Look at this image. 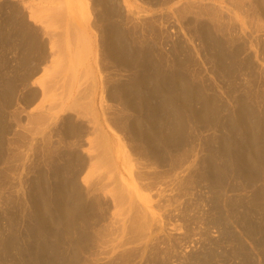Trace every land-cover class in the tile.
<instances>
[{
	"label": "bare ground",
	"instance_id": "obj_1",
	"mask_svg": "<svg viewBox=\"0 0 264 264\" xmlns=\"http://www.w3.org/2000/svg\"><path fill=\"white\" fill-rule=\"evenodd\" d=\"M116 1L118 2V0H93V4L95 6L100 7L99 8L100 10L99 12H97V14L92 12L95 14V15L92 14L95 16L94 17L95 23L92 26H94V28H99V30L102 31V35L100 34L101 38L99 40L101 41L104 47L103 50L106 53L104 55H106V57L110 60L108 61V64H110V62L112 63L113 68H114L113 70L116 69V70H119L118 72L129 73L128 77L130 78L124 79L118 73H113L110 78L104 79L103 77V82L98 81L95 76L96 74L94 75V69H95L96 62L94 63L92 59L94 57L93 54H95V52L92 46L93 44L90 42V40H88V36L91 35V31H90L91 29L89 26V20H90L89 18L91 14H90V9L88 7V4H90V1L88 3V0H21V2L18 0V3H21L20 7L21 6L23 7L24 11L22 12L27 13V14L21 13L23 14V16L21 15L20 18L18 16V12L20 10L18 9L19 4L17 2H14V0H10L11 4L8 2L9 5H11V12L7 16L6 23L8 27H11L9 28V31L12 28L13 30L15 29L16 31V32L14 31L15 33L13 34L10 31L9 33L10 36H8V38L11 37L12 35L14 36V34L19 37L18 41H20V38H21L22 45H24V50H23L24 53L20 59L19 67L16 68L17 70L19 68V71H22L23 73H20L19 75L15 74L16 75L15 77H12L10 80L3 83V85L5 84V86L0 92L2 93L0 94V164L3 160L5 153H7L8 149L10 148V145H8V142H7L8 140H6L7 134L8 133L9 135L12 134V129L14 126L15 128L16 127L20 128V126L22 125V122L26 121V123H24L25 127L22 126L23 128H21L22 130H25L26 128L27 130L25 131H28V129L29 130L31 129V131L29 132L31 133V136H30L31 140L28 145L26 156L28 157V153L32 151H36V152L40 151L39 153L40 155L42 154V159L45 158L44 159L45 164L48 167H50L51 172L54 173V176H52L51 173H50L51 174L50 176L56 177V179L49 178L46 175L48 171L45 172L44 170L39 169L40 171L38 172L37 180L35 181L33 185V191L31 192L33 194L30 197L33 200L32 205L34 209V212L32 213L35 216V219L37 221V222L35 221L37 224L36 228L33 227L36 229L34 230L37 234L32 235L33 237H31V239L33 238L32 240H34V238L36 239L39 238V241H37L35 244L30 243L28 248L26 247L24 248L30 251V254L28 255H30V261L32 262V264H60L59 263L60 261H61V264H80L81 257L85 258L86 255H88L89 258L87 256L86 257L89 259V261L90 259H92L91 262L96 263V264H99L100 261H103L104 260L103 257L105 255H107V257H104L106 258V261L104 262V264H113L114 261L119 263L120 259H122L121 258L122 255L120 256L119 260L117 259L118 261L115 260V258H109L110 252H108V249L112 248L116 253H118L119 250H122V248H120L119 250L117 249L118 247H121L122 245L125 244L121 242L123 236H125L124 238L126 239V235H129L128 240L133 239L132 240L133 242L131 241V243H133V246L137 242L135 239L136 233L140 232V236L143 233L146 234L144 240H148L150 238V235L147 234L150 232L148 229L150 228L151 225H153L151 224L152 220L154 221L151 215H150V217L152 218V219L150 218L151 220L148 217L149 216L148 213L152 209L149 206L152 203L149 206L146 204H142L141 197L138 194V192L139 190L140 191L143 190L141 192L145 191L146 193L147 191V193L150 192L151 194V192L154 189V185L156 183L157 185H158V182L162 184V182L166 180V178H164L166 176L162 178L161 177L162 175H157L155 172L150 173L149 172L150 169L155 170L156 167L161 166V169L165 167L169 169H174L176 172V169L180 168V166H182L181 167L182 169L185 167V166L183 167V164L186 161L184 163L183 161L186 160L185 157L187 156V153H186L187 149L185 150V148L183 147L190 142L189 135L191 132L190 130L193 129V126L196 127L195 129L199 128V129L204 130V127H205V129L208 128L209 130H214L215 133L220 132V134H223L224 135L223 137H219V134H218L219 140L218 142L216 141L214 143V144H217V143L219 144L220 140L222 141V143L220 142L219 144L220 147H216L217 148L216 151H217V154H220L219 157L222 155H226L225 156L226 160L229 159L228 156L230 157V160L224 161V163H222V168L220 166L216 168L217 165L216 166L214 165L215 162L211 163L204 159L203 163L206 166L204 168L205 170L207 169L206 171L208 174L207 173L203 174V172L201 171L202 169L200 168L201 170H199L198 169L199 167H198L197 169L199 170V173L202 172V174H200L199 176H196L198 177V182L200 179L202 180L204 179V182L206 180L210 182V185H212L214 182L213 185H215V182L221 183L222 181H224L223 179H225L228 176V173L230 172L232 175H235V177L237 176L238 179L239 177L241 179L244 178L246 180V183L247 182L255 183V184H251L254 189H252V197L250 199L252 201V198H253L252 203H254L255 205H252L251 203L250 204L251 206H256V205L260 206V210L264 207V206L262 207V203H264V191L262 190L264 189L260 187L258 190H256L258 188V187L256 188L257 183L263 182V185H264V103L263 105L261 104V106H259L258 104H254L253 100L255 101V99L253 98H251L252 101L251 102L249 101L250 102L249 103L248 102L249 98L247 99L245 98V96L235 97L237 98L236 99L237 106L235 105V107L231 106L230 104H227V102H225V104L220 103L218 101H220L221 99L218 100L219 97L217 98L216 97L217 95L216 96L210 95L211 93H208L205 90L206 87L202 83H198L199 81L195 80L194 78L192 79L189 78L187 76L188 73L185 74L184 68H183L184 66L181 67L182 64H179L177 67H176V63L173 64L175 65L176 69L173 73L168 74L166 68L164 67L166 64L163 65L162 63L157 62L156 59L153 58L154 56L152 54H149L147 51H146L147 54L145 52H142V48L141 50H136L135 49L136 47L134 48L133 45L137 41L134 42L133 38L129 37L132 33L131 32L132 30L131 28L133 27L132 25L135 24L134 27H136V29H138L139 27L140 28L143 27L142 24H143L144 18H141L140 14L143 15L144 10L142 11L139 10L137 14L133 12L135 9L130 7L129 0L122 1L123 8H122V5L118 4ZM135 1L136 2L139 1V5L141 3V7H142V4L143 6L144 5H147L149 7L151 6L150 7L152 8L151 10L154 9V11H152L153 14L155 15L157 12H159L161 15L160 17L162 18L165 17L163 15L165 13V10L168 11L172 7L181 6L179 7V9L178 7L177 8L175 7L176 9L174 8L175 10H172L173 15H171V18L173 17L178 22L182 21L185 23L186 21V23L193 24V23L202 22L203 19H205L206 17L207 19L205 21H208L211 19L212 21L216 20L217 22L214 23L216 24V26L219 24L218 22H220L222 19L223 11H224L223 8L224 9L228 8V7H224L223 3L221 4L223 5V8H222L217 5L218 4L217 1H216L217 4L214 1V3L219 8H215L214 10L212 9L211 12H208L210 7L212 8L216 6H212L213 4L210 6L207 5L209 8H207V6H202V2L204 4L210 3L208 1L204 2L205 0H135ZM227 1H229V3L226 1L225 2L236 10L243 8L245 6H249V5L251 9H254V7L258 8L256 5H260V7L262 6L260 9L264 10L263 8L264 2L262 3L263 0H227ZM252 5H254L253 8H252ZM131 6L133 7V5ZM98 7H95L94 9L97 10L96 8ZM139 8L140 7L136 9L138 10ZM140 9H143V8H140ZM146 10L147 12H145V14L147 13L148 15L149 10L147 8ZM168 12H166V14ZM213 12L215 15L213 14L212 17H208V14L213 13ZM244 12L246 13V10H244ZM26 15L28 19H26L27 22L25 21L24 23L23 18L26 17ZM154 15H152L151 13L150 17L152 16L154 17ZM167 15H170V13ZM143 17H146V16L143 15ZM243 17L245 18L244 15ZM140 18L142 21L140 20ZM226 18L228 19V17ZM226 18L224 20H226ZM165 20L163 19L162 22ZM244 20L246 21V18ZM145 21L147 22V20ZM153 21H152V18H149L148 24H151L152 26H154L153 23H156V22H153ZM156 21H160V23L162 24L161 19L160 20L158 19ZM128 24H132V25L130 26ZM148 24H145V25L149 26ZM151 25L149 27L152 29L153 27ZM125 26L126 27L130 26L131 30L128 27L126 28ZM149 27L147 29H149ZM157 27H158L157 24H155L154 28H157ZM221 28L223 29V27ZM136 29L133 28L134 33H136L135 32ZM207 29L202 28L200 29V31H197L199 35H201L200 37L205 36L208 38L212 35V33ZM94 30H97V29H94ZM145 32H147V34L150 33L148 31H145ZM145 32L143 36L146 34ZM197 32L195 34H198ZM39 35H41L42 37L41 42H39L40 40L39 41L37 40L39 39L38 38ZM98 37L100 36L98 35ZM46 38H47V42L45 44L44 39ZM12 39H15V38L12 37ZM5 43L6 42H4V44ZM46 45H47V48H46ZM214 55L215 54L213 53V56ZM226 56L225 54H216V57L214 56L215 61L217 60V64H218V68L216 69L217 70L219 69L218 71H221L222 74L224 75L226 73L228 76V79H231L230 81H232L231 77L233 73L231 74L229 72L230 70L225 67L224 61L227 58L233 60V57L230 58V55H229V57L226 58ZM156 58L159 59L158 56ZM176 58H178L177 54H176ZM39 59H42V62H39L41 64H38ZM174 59H175V56H174ZM15 60L14 62L17 61ZM183 60L181 59V63ZM172 61H176V60H172ZM98 62L99 60L97 61V63ZM105 65L107 66V64ZM9 66L11 65L9 64ZM98 66H99V63H98ZM16 69H15V72H16ZM104 69H107V67ZM113 70L111 71L113 72ZM226 70H229V71L227 72ZM37 71L38 72L42 71V74L44 76H43V79H40L37 82H34V80H36L35 74H38ZM12 75H13V72H12ZM34 77L35 79L33 80ZM123 79L125 81H123ZM20 86L22 87L20 88L21 93L17 95L20 92L19 90ZM259 95H260L259 97H261V94ZM236 96H239V95H236ZM260 100L261 98L259 99V101ZM261 101L263 102V100ZM256 102L258 103L257 100ZM15 105L17 106L15 107ZM20 106H21V109H18L20 108ZM236 108L237 110L234 111ZM23 112L26 117L25 121H23L24 120L23 118L19 119L20 114H22ZM6 114H7V117L10 116L13 121L6 119L7 118ZM32 129L34 130V133H32L33 131ZM14 130L13 132H15ZM222 132L226 133V136ZM15 134L17 133L15 132ZM26 136H28V134H26ZM34 136H36L37 139L39 138L38 142ZM207 139L208 138H206V140ZM211 141L212 140L205 141V142H207L208 146H210L211 143L213 142ZM36 143L40 145L41 147L40 149L37 148L36 150V146H37ZM7 145L9 146V148ZM127 145L128 147L132 146L131 147L132 149L128 148ZM232 145L234 148L231 147ZM127 148L130 149L129 152L133 150V151H136V153H138L137 156H139L138 158L140 159V163L138 164V166L140 168V171L141 169L148 170V171H145L144 173L141 171L144 174V176H142L141 173L139 172L134 173V174H137V179L140 181L138 182L141 183L140 185H138V187L141 186L140 187L141 189L139 188V190H138V187L136 188V186L133 185L134 182H132L129 178L126 177L123 171V170H126L124 166L125 164L124 162H123V166L121 167L122 162L120 161L122 160V156L123 155L125 156L126 154L128 155L129 153L126 152L125 154L122 153L123 155H121L120 149L127 150ZM209 151H212V150L209 149ZM174 152H176L177 155ZM171 153H174L177 157H173L174 154L172 155ZM8 155L6 154V156ZM127 155L125 156V160L128 161L131 155L129 154L130 156L128 155V157ZM211 157H213V154L211 155ZM7 158H9V156ZM217 159L218 158H216V161ZM3 162H7V161L4 160ZM138 162L139 161H136V163ZM188 164H190L189 166H191L192 162ZM188 164H187V167H188ZM136 165L137 164H135V168H137ZM196 165L197 164L193 163L192 168L193 169L196 168ZM38 168L39 167L36 166L37 170ZM135 168L133 172H136L138 169V168L137 169ZM214 168L216 169L214 170ZM61 172L64 173L65 178H68V177L70 178L68 179V181L70 182L69 185L72 188L69 186V189H68L64 185V182H63L64 177L62 174L61 176L63 180L61 181V179L58 178ZM146 172L147 174L145 175ZM195 173L196 175H198L197 174L198 171ZM173 174H174V178L175 177L178 178L179 175L176 176L177 173H173ZM127 175L129 176L130 174H127ZM134 176L132 175V177ZM156 177L158 179H156ZM167 177L171 178V176L169 175ZM52 179L55 181H51ZM134 179L136 178L134 177ZM196 180L194 181L197 182ZM193 185H194V182H193ZM210 185H209V188H210ZM217 185L216 186L219 187V184ZM216 186L213 188L216 189ZM248 186L250 187V185H247L246 187ZM244 188L245 187H243V189ZM253 190H256V191H253ZM161 192L163 193V191ZM146 195H149V193ZM152 196L150 195L151 198ZM154 196H157V195L155 194ZM152 200H154V198ZM160 200L161 199H159L158 202ZM22 201L24 200L22 199ZM228 202L232 203L231 199L228 200ZM228 202L226 204L231 206L233 203H235V200L231 205ZM21 203L22 202H20V204ZM29 203L31 202L29 201ZM262 211L264 210L262 209ZM7 212H6V215H9L7 214ZM236 214L234 215L237 218ZM194 221H197V220H194ZM153 223H155V221ZM156 223H159V222L156 221ZM212 224H213V221H212ZM15 225L13 226L11 223V227H15ZM246 226L247 228L249 227V225H246ZM9 227H10V224H9ZM146 227H149V228L146 229ZM196 227L198 226L196 225ZM252 227L251 228L249 227V229L251 230ZM215 228H217V226ZM245 228L243 227V229ZM145 229L148 230L149 232L146 231ZM204 229H205V226H204ZM10 230L11 228L9 229V232ZM13 230L11 231L13 232ZM49 230H54V231L57 230L58 232L57 234L58 240L55 243L56 246L54 247L56 248L54 249L59 250L60 253L58 251H56V253L58 252L60 255L55 257L54 258L55 260H52L51 257L49 259L46 258L49 254V251L51 250L50 251L51 253L53 249V248H50L53 243H50L48 239V238H51L48 236L50 234V233L48 234ZM15 231L13 233L17 234L18 232H15ZM144 231H146L147 233H145ZM2 232L0 231L1 235H2ZM10 233H9L8 238H6L7 236L5 233L3 234H5L6 237L3 235L4 237L0 238V244L3 245L4 247V249L1 247L2 249L0 250V252L2 250L9 251L10 248L12 247L15 249V247L17 248L18 246L23 244L21 243L20 245L17 246V244H15L17 240L16 238L17 236H15V234L13 233L11 234ZM124 233H126V235ZM150 234L151 236H153L152 233ZM130 235H132L131 239H130L131 237ZM22 236L26 237L27 235L25 236L24 234ZM52 236H55V235H52ZM18 237L20 236L18 235ZM28 238L30 237L28 236ZM149 240H152V239L150 238ZM93 241L94 242L96 241V243H94ZM123 241L125 240L123 239ZM127 243L129 244V241L126 242V244L124 245L125 247ZM131 243H130V246H131ZM137 244H141V243L137 242ZM137 244L136 246L138 247ZM13 245L14 246L16 245V246L14 247ZM21 248H23V246ZM48 248H50V250ZM25 249L23 250V253ZM65 250L68 253L71 252L70 253L71 255L67 253L68 254L67 256H69L71 259L69 260L70 262L68 260L63 259V255L64 256L66 255ZM113 250L112 252L114 255L115 252ZM124 250L125 248L123 249L122 253H125L123 254V256H126L127 254L126 251L128 250L127 248L125 252ZM8 251H6L5 254L6 253L8 254ZM133 252H131V256ZM52 253L56 254L55 251H53ZM2 254L0 255L2 256ZM115 255H120V254H115ZM8 256L9 257H6V259L10 258V255ZM16 258L14 257V259ZM133 258L134 257H132V259ZM4 259H2V261ZM126 259H129V258H126ZM82 260L84 261L86 259H82ZM19 261L17 262L19 263ZM30 261H28V263H30ZM65 261H68L69 263ZM121 261L123 263V259ZM14 262L15 261H13V263ZM130 263L132 262L130 261ZM81 264H84V263L81 262Z\"/></svg>",
	"mask_w": 264,
	"mask_h": 264
},
{
	"label": "rangeland",
	"instance_id": "obj_2",
	"mask_svg": "<svg viewBox=\"0 0 264 264\" xmlns=\"http://www.w3.org/2000/svg\"><path fill=\"white\" fill-rule=\"evenodd\" d=\"M19 1L21 2V0H19ZM89 1H90V4H88V7L90 9V14H91L90 18H89L90 19L89 20V26H90V29H91L90 30L91 31V35L88 36V40H90V42L93 44L92 46H93L94 52H95V54H93L94 57L92 59L94 63L96 62L95 63V69H94V75L96 74L95 76H96L97 80L100 81V82H103V77H104V79L110 78L113 73H118L122 78L129 79L130 78V77H128L129 73L118 72L119 70H116V69L113 70L114 68H113L112 63L110 62V64H108V61H110V60L106 57V55H104L106 53L103 50L104 47H103L101 41L99 40L101 38L102 31L99 30V28H94V26H92L95 23V18H94L95 16L94 15L97 14V12H99V10H100L99 8L100 7L95 6L93 4V0H88V3H89ZM122 1L123 0H120V1L118 0V2L117 1L116 2L118 4H120V5H122V8H123V2ZM206 1H208L210 3H207V4L205 3L204 4L202 2V6H207V5L210 6L212 4H213L212 6H216V7H212V8L210 7L211 10L207 6V8H209L208 12H211L212 9L214 10L215 8H219L218 6H220L222 8H223V5H224V7H228L226 9L223 8V10H224L223 11V16H222L221 21L218 22L219 24L217 26H216V24H214L215 22H217L216 20L212 21V19H211V20L205 21L207 19L206 17H205V19H203L202 22H199V23H193L192 24V23H186V21H185V23L182 22V21L178 22L173 17L171 18V15H173L172 14L173 13L172 10H175L178 6L177 7L175 6L176 8L175 7H172L171 9L169 8L171 11L170 10H168V11H170V12L165 10V13L163 14L165 17L163 16L164 18H162V17H160L161 15H160L159 12H157V13L154 12L157 15L153 14L152 11H154V9L151 10L152 9V8H150L151 6L150 7L147 6V5L143 6V4H142V7H141V3L139 5V1L136 2L135 0L134 1L133 0H129L130 7L135 9L133 12L137 13V12H139V10H141V11L144 10L143 11L144 12L143 15L146 16V17H143V15H141V14H140V16H141V18H144L145 20H147V22H146L143 19V24H142L143 27H141V28L139 27L140 28V29L138 28L139 30L136 29V27H134L135 24L134 25L128 24L130 26L131 25L133 26L132 28L130 26L129 27L127 26L129 29L130 28L132 29V30L131 29L130 30L133 33V34L131 33L132 36L130 35L129 37H132L134 42L137 41V42L134 43L135 46L133 45V47L134 48L136 47L135 48L136 50H141V48H142V52H145L146 54H147V52L149 54H152L154 56L153 58H155L157 62H160L163 65L166 64L164 67L166 68L168 74L173 73L175 71L176 67L179 64H182L181 67L184 66L183 68H184L185 74L188 73L187 76L189 78H191V79L194 78L195 80L199 81L198 83H202L206 87L205 90L208 93H211L210 95H214V96L217 95L216 97L217 98L219 97L218 100L221 99L220 101H218L220 103H224L225 104V102H227V104H230L231 106L235 107L236 99H237L235 97H240V96L244 97L245 96V98H247V99L249 98L248 102L249 101L251 102L252 101L251 98H253V99H255V101L253 100L254 104H258L259 106H261V104L263 105V103H264V10L260 9L262 6L260 7V5H256L258 8H255L254 5H252V8L254 7V9H251V7L249 5V6H245L243 8H240L241 10L238 9V8H237L238 10H236L232 6H230L229 4L226 3V2L229 3V1H227V0H205L204 2H206ZM214 1H215V3L217 1L218 4L217 3L216 4L218 6L214 3ZM8 2L11 4L10 0H7V1L6 0H0V39H1L0 40V69H1L0 70V73H1L0 74V78H2V79H0V83H1L0 84V92L2 91L3 87L5 86V84L3 85V83H5L6 81L10 80L12 77H15L17 74L19 75L20 73H23L22 71H19V68H18V70L16 69L17 67H19L20 59H21V57H22V55L24 53V51H23L24 50V45H22V40L20 38V41H18L19 37L17 35H15V34H14V36L12 35L11 37L8 38V36H10V34H9L10 31H11L12 34L16 32L15 29L13 30V28L10 29V31H9V28H11V27H8V25L6 23L7 22V16L11 12V5H9ZM14 2L18 3V0H14ZM211 2H213V3H211ZM263 2H264V0L262 1V3ZM17 3H15V4H17ZM222 3H223V5H221ZM18 4H19L18 5L19 6L18 9H20L19 12H18V16L20 18L21 15L23 16V14H27V13H25V12L23 13L22 12V11H24L23 7L22 6L20 7L21 3H18ZM233 4H235V3H233ZM131 5H133V7ZM94 6L98 7V8H96L97 10L94 9L95 8ZM138 7L143 8V9L139 8L137 10L136 8H138ZM179 7H181V6H179ZM179 7H178V9H179ZM146 8L149 10L148 11V15H147V13L145 14V12H147ZM263 8H264V5H263ZM93 9H94V11H93ZM243 9L246 10V13L244 12ZM249 9H251V10H249ZM150 10H151V12H150ZM233 10H235V11H233ZM92 12H94L95 14L92 13ZM166 12H168L167 14L170 13V15H167ZM232 12H233V14H232ZM21 13H23V14H21ZM151 13H152V15H154L155 19H154L153 16L150 17ZM92 14H94V15H92ZM210 14H212V15H210ZM213 14H214V12L213 13H209L208 17H212ZM234 14H236V15H234ZM190 15H192V14H190ZM243 15L245 16L246 21L244 20L245 18L243 17ZM158 16H159V18H158ZM224 17L225 18L228 17V19L226 18V20H224L225 19ZM233 17H234V19H233ZM141 18H140V20H141ZM149 18H152V21L154 20L153 22H156V23H153L154 26H152L151 24H148ZM156 18H158L159 20L161 19V22H162L163 19L164 20L166 18L167 19L165 20L166 22L163 21L164 23L162 22V24H161L160 21H156V20H158ZM236 18H237V20H236ZM26 19H28L27 15H26V17L23 18V20H24L23 22L24 23H25ZM234 20L237 21L238 23L235 22ZM168 21H170V22H168ZM222 22H223V24H222ZM165 23H166V25H165ZM145 24H148L149 26L151 25L153 28L151 29L149 26H147ZM155 24H157V26L159 28L158 27L154 28ZM200 24H201V26H200ZM203 24H205V25H203ZM202 26H204V27H202ZM148 27H149L150 31H149V29H147ZM221 27H223V29ZM133 28L136 29L135 32L137 34L134 33ZM145 28H146V30H145ZM202 28L203 29H207L208 28L207 30H209L212 33V35L210 37H208V38L205 37V36L200 37L201 35H199V33L197 31H200V29H202ZM94 29H97V30H94ZM194 29H195V31L198 34H195L196 32L194 31ZM145 31L150 32V33H148L149 35ZM152 31H153L154 34L152 33ZM144 32L146 33L144 35L146 37L143 36ZM6 33H8L9 35L6 34ZM4 34H5V36H4ZM221 34L222 35L224 34L223 37H222ZM98 35L100 37H98ZM158 36H159V38H158ZM12 37L15 38V39H12ZM40 37H41V35H39V37H38L39 39H37L38 41L40 40L39 42H41V40H42V37L41 38ZM146 40H147V42H146ZM218 40H219V42H218ZM4 42H6V43L4 44ZM46 42H47V38L44 39V43L45 44H46ZM153 44H154V46H153ZM7 46H9V47H7ZM176 46H177V48H176ZM147 47H148V49H147ZM46 48H47V45H46ZM144 49H146V50H144ZM213 53L215 54L214 55L215 57H216V54H225V56L227 55L226 58L229 57V55H230V58L233 57L234 61L232 59H228V58L226 60H228L229 62L226 61V60L224 61L225 67L230 70V71L229 70H226V71L227 72L229 71L231 74L233 73L232 77H231L232 81H230L231 79H228V76H227L226 73L224 75V74H222L221 71H218L219 69L218 70L216 69V68H218V64H217V60L215 61V57L213 56ZM40 54H41V52H40ZM176 54H177L178 58H176ZM236 54H238V55H236ZM179 55H181V56H179ZM233 55H235V56H233ZM157 56H158L159 59L156 58ZM174 56H175V59H174ZM97 59L99 60V62H98L99 66H98V63H97V61H98ZM177 59H178V61H177ZM181 59L182 60L184 59L183 61L185 63L183 61L181 63ZM14 60L16 62H14ZM158 60H160V61H158ZM172 60H176V61H172ZM5 61H7V62H5ZM163 61H164V63H163ZM39 62H42V59L38 60V64H41ZM175 63H176V67H175V65H173ZM183 63H184V65H183ZM245 63H247V64H245ZM9 64L11 66H9ZM105 64H107V66ZM230 64H231V66H230ZM167 65H169L170 67L167 66ZM106 67H107V69H104ZM108 67H110V68H108ZM15 69H16L17 73L15 72ZM108 69H110V70H108ZM111 70H113V72ZM18 71H19V73H18ZM2 72H3V74H2ZM12 72H13V75H12ZM39 72H38V74H35L36 75L35 76L36 80H34L35 79V77H34L33 78L34 82H37L38 80L43 79L44 75L42 74V71H39ZM216 74H218V75H216ZM124 79H123V81H125ZM20 88H22V87L20 86L19 90H20ZM247 89H249V90H247ZM20 93H21V90H20V92L17 95H19ZM0 94H2V93H0ZM259 94H261V97H259L260 96ZM236 95H239V96H236ZM260 98H261V100H263V102L261 100H260L261 102L259 101ZM256 100L258 101V103L256 102ZM259 102H260V104H259ZM16 106L17 105H15V107ZM18 109H21V106ZM236 110H237V108L234 111H236ZM6 117H7V114H6ZM20 118L21 119L23 118L24 119L23 121L26 120L24 112L22 114H20L19 119ZM60 118H61V116H60ZM6 119H9L10 121H13L10 116H8ZM24 123H26V121L22 122V125L20 126V128H17V127L15 128V126L13 127L12 134H14V135H12V134L9 135V133L7 134V139L6 140H8L7 142H8V145H10V148L7 145L9 149H8L7 153H5L2 162L5 160L8 163L7 162H3V164H2V162H1V164H0V168H1L0 169V192H2V193H0L1 194V196H0V206L2 207V208L0 207V211H1V213H0V215H1L0 216V226L1 227L0 228H2V229H0V231L1 232L3 231L2 235L0 234L1 235L0 238L1 237L3 238L5 236V234L7 236V237L6 236L5 237L8 238L9 233L10 232L13 233L16 230L15 232H18V233L17 234L13 233V234H15V236H17L16 237L17 240H16L15 244H17V246H18L21 243H23L24 245L21 244L20 246L21 247L23 246V248L18 246L17 247L18 249L15 247L16 245L15 246L13 245L15 247V249L12 247V248H10L9 251L6 250V251H8V254L6 253L7 256L5 254L6 251L4 250L5 251L4 252L2 250L0 252V254L3 253L2 256L0 255V262L2 261V259H4V258L5 259L1 262V264H3V263H5V264H19V263H21V264H30L31 263L32 264V262L30 261V255H28V254H30V251H28L27 249L24 248V247L28 248L30 243L31 244H35L37 241H39V238H37V239L34 238V240H32L33 238L31 239V237H33L32 235H36L37 234L35 232V230H36L35 228L37 226V224H36L37 221L35 219V216L32 213V212H34V209H33V205H32L33 204V200L30 197L33 194L31 192L33 191V185H34L35 181L37 180L38 172L40 170H44L45 172L48 171V173H46V175L49 178L56 179V177H51L50 176L51 174H52V176H54V173H52L51 170H50V167H48L45 164V162H44L45 158L42 159V154L40 155V153H39L40 151H37V152L36 151H32V152L28 153V157L26 156L27 150H28V145H29V142L31 140V138H30L31 133H29L31 131V129L30 130L28 129V131H25V130H27L26 128H25V130H22L21 128L25 127ZM35 126H36V124H35ZM195 128L196 127L193 126V129L190 130L191 131L190 135H189L190 142L187 144L188 146L185 145L183 147V148H185V150L187 149V151H186L187 156L185 157L186 160H184L183 163L185 161L186 162L184 164L183 163L182 164H183V167L185 166L184 168H186L187 164L192 162L191 166H189L190 164H188V167L190 169L188 167L186 169H184V168L182 169L181 168L182 166H180V168H177L176 172H175L174 169L165 168L164 166H163L164 168H162V169H161V166H159L160 168L156 167L155 170L150 169V171H149L150 173L151 172H155L157 175H162L161 176L162 178L164 176H166V177H164V178H166V180L163 181L162 184L160 182H158V185H157V183H156L155 184L156 186L154 185V189L155 190L153 189L151 194H150V192H148L149 195H146V194H148L147 191L145 193V191L141 192L143 190H141V191L139 190V188L141 186L138 187V185H140L141 183H139L140 181L137 179V174H134V173H138L139 172V173H141L142 176H144L143 173L145 171H148L147 169H141V171L143 173L140 171V168L138 166V164L140 163V159L138 158L139 156H137L138 153H136V151H133V150H131L129 152V150L132 149L131 148L132 146L128 147V145H127V147L130 148V149L127 148L128 151L126 149H125L126 151L124 149H120L121 155H123L122 153L125 154L126 152L131 155V157H129V159H128L127 157H128L129 154L128 155L126 154L127 155L126 158L128 159V161L125 160V156L126 155L122 156V160L120 161V162H122L121 163L122 164L121 167L123 166V162H124L125 163L124 166H125L126 170H123V171H124L126 177L129 178L132 182H134V184L133 183L132 184L135 185L136 188L138 187V190H139L138 194L141 197V203L142 204H146L148 206L152 203L149 207H151L153 210L152 209L150 210V212L148 213L149 214L148 217H149V219L152 217L154 219L155 223H153L154 221L152 220V223H151V224H153V225H151L152 227L151 226H150V228L146 227V229L149 228L148 230L150 232L145 229L149 233L144 231L145 233L150 235V238L152 240H149L150 238L148 240H144L146 234L143 233L140 236V232H139V233H136V238L135 239H136V241L138 243H141V244H137V242H136L134 244V246H133V243H131V241L133 240V239H131L132 235H130L131 236L130 237L131 240H128L129 235H126V233H124L126 235V239L124 238L125 236H123L121 242L126 244V242L129 241V244L127 243L126 247L124 246L125 244L122 245L125 248L124 252L126 251V248H127L128 251H126V253L127 254L129 253L128 254L129 256L127 254H126V256H123V254H125V253H122L124 248L121 246V247H118V249H117V250H119L120 248H122V250H119V252L117 251L118 253H116L112 248L108 249V252L111 253V254L109 253L110 256L108 255L109 258H115V260H117V259L119 260L120 256L122 255L121 258L123 259V263L121 261L122 259H120V261H119L120 264L121 263L122 264H125V263L126 264H136V263L137 264H264V214H263L264 211H262V209L264 210V207H263L264 203H262V207L263 208L260 210V206H258V205L251 206V204L252 205H255V204L252 203L253 202V198H252V201L250 200L251 197H252V189H254L251 184H255V183H251V182L250 183H248V182L246 183V180L244 178H242L243 180L240 177L238 179L237 176L235 177V175H232L230 172H229L230 174L228 173V176L226 175L227 177L225 179H223L224 181H222L221 183L220 182H218V183L215 182V185H213L214 182H213L212 185H210V182H208L206 180L204 182V179L203 180L200 179L199 182H198V177H196V176H199L200 174H202V172H203V174L207 173V171H206L207 169L205 170V168H204V167H206L205 164L203 163L204 159L209 161V162H211V163L215 162L214 165L215 166L217 165L216 168L218 166H220L222 168V163H224V161L230 160V157L228 156L229 159L226 160V157H225L226 155H222L223 158H222V156L219 157L220 154H217V151H216V149H217L216 147H220L219 144H220V142L222 143V141L220 140L219 144L218 143L214 144V143L216 141L218 142V140H219L218 139V134H219V137H223L224 136L223 134H220V132L219 133L218 132L215 133L214 130H209L208 128L205 129V127H204V130L203 129H199V128L195 129ZM13 130L17 134H15V132H13ZM208 130H209V132H208ZM224 132H226V131H224ZM224 132H222V133H224ZM32 133H34V130L32 131ZM18 134H19V136H18ZM26 134H28V136H26ZM224 134L226 136V133H224ZM215 135H216V137H215ZM34 137L36 138V140L38 142L39 138L37 139L36 136H34ZM205 137L208 138V139L206 140ZM210 140H212L213 142L211 141L212 142L211 145L208 146V143L205 142V141H210ZM36 145H37L36 146V150H37V148L38 149L41 148L38 143H36ZM217 145H219V146H217ZM213 146H214V148H213ZM231 147L234 148L233 145ZM209 149L212 150V151H209ZM10 150H12V151H10ZM13 150H14V152H13ZM35 153H36V155H35ZM174 153L176 154V152H174ZM174 153H171V154L173 155ZM6 154L7 155L9 154L8 155L9 158H7L8 156H6ZM175 154H174L173 157H177L176 156L177 154L176 155ZM212 154H213V157H211ZM5 157H6L7 160L5 159ZM35 157L38 158V159H36ZM194 158L196 159V161H195ZM216 158H218L217 161H216ZM214 159H215V161H214ZM46 160H47V158H46ZM136 161H139V162L136 163ZM195 162H197V163H195ZM193 163L197 164L196 168H194V169L192 168L193 167L192 166ZM135 164H137L136 166L139 169V171H138L137 168H135ZM156 165H158V164H156ZM36 166L39 167L38 170L36 169ZM34 168H35V170H34ZM134 168L137 169L136 172H133ZM197 168L199 170L202 169L201 170L202 172L199 173V170ZM216 168H214V170ZM165 169H167V170H165ZM182 171H183V173H182ZM191 171H193V172H191ZM197 171H198V173H197L198 175H196V173H195ZM126 172H127V174H130V175L128 176L126 174ZM173 173H177L176 176L179 175L178 178L177 177L174 178V174ZM61 174L64 177V181H63L64 185L69 189L70 182L68 181V179H70V178L67 175L66 176L68 178H65L64 173L61 172L59 174V177H58L59 179H61V181L63 180ZM146 174H147V172L145 173V175ZM132 175L133 176L135 175L134 177L136 179H134V177H132ZM168 175L171 176V178H168L167 177ZM34 178H35V180H34ZM191 178H193V179H191ZM53 179L51 181H55ZM156 179H158V178L156 177ZM226 179H227V181H226ZM65 180H66V182H65ZM181 180H183V181H181ZM187 180L188 181L190 180L189 183H191V182L192 183L189 184ZM194 180H196L197 182H195ZM135 181L136 182L139 181V182L136 183ZM184 182H186V183H184ZM193 182H194V185H193ZM29 184H31V185H29ZM196 184H198V185H196ZM217 184H219V187H217L218 186ZM246 184L250 185V187L249 186H248L249 188L246 187L247 186ZM199 185H201V186H199ZM209 185H210V188H209ZM223 185H224V187H223ZM243 185H245V186H243ZM28 186H29V188H28ZM215 186H216V189L213 188ZM227 186L230 187V188H228ZM243 187H245V188L243 189ZM260 187L262 189H264L263 182L256 184V188H257L256 190H258ZM234 190H236V191H234ZM256 190H253V191H256ZM161 191H163V193ZM214 191H215V193H214ZM248 191H250V192H248ZM262 191H264V190H262ZM68 193H70V192H68ZM220 193L222 194V196H221ZM155 194L157 196H154ZM150 195L151 196L153 195L152 198L150 197ZM208 195H209V197H208ZM148 197H149V199H148ZM153 198H154V200H152ZM22 199L24 201H22ZM159 199H161L160 200L161 202L160 201L158 202ZM230 199H231L232 203L235 200V203H233V204L229 203L228 200H230ZM2 200H3V202H2ZM162 200H163V202H162ZM29 201L31 203H29ZM156 201H157V203H156ZM177 201H179V202H177ZM20 202H22V203L20 204ZM148 202H150V203H148ZM227 202L230 205L231 204L232 205L229 206L228 204H226ZM4 204H6L7 206L4 205ZM157 204H159V205H157ZM234 204H236V205H234ZM161 205H163V206H161ZM247 207H249V208H247ZM6 209L8 210V212H7ZM156 209H158V210H156ZM227 210H229V211H227ZM6 212L9 215H6ZM182 213H183V215H182ZM234 214L237 215V218L235 217ZM150 215H151V217H150ZM225 216H226V218H225ZM7 217H9V218H7ZM126 217H127V215H126ZM12 220L15 221V222H13ZM194 220H197V221H194ZM19 221H20V223H19ZM156 221L159 222L160 225H159V223H156ZM212 221H213V224H212ZM192 222H194V223H192ZM11 223H12L13 226L16 223L15 227H11ZM242 223L245 226L249 225L250 228L253 225L254 226L250 230L249 227L247 228V226L245 228V226ZM9 224H10V227H9ZM18 224H20V225H18ZM28 224H29V226H28ZM206 224H207V226H206ZM239 224H240V226H239ZM196 225L198 227H196ZM199 225H201L202 227L199 226ZM203 225L205 226V229H204ZM209 226H211V227H209ZM216 226H217V228H215ZM33 227H35V228H33ZM192 227L196 231L198 229V231L196 232ZM243 227L246 230L243 229ZM8 228L9 229L11 228V230L14 229L13 232L11 230L9 232ZM144 228H143V230H144ZM4 229H5V231H4ZM143 230H142V232H143ZM213 231H215V232H213ZM6 232L7 233L9 232L8 235H7ZM3 233H5V234H3ZM150 233H152L153 236H151ZM256 233H257V235H256ZM24 234H25V236L26 235L27 236L26 237L22 236ZM30 234H31V236H30ZM48 234H49L48 236L51 237V238L47 237L49 239L50 243L55 244L57 242V240H58L57 239V237H58L57 236V234H58L57 230H55V231L54 230H49ZM18 235L20 237H18ZM52 235H55V236H52ZM248 235L250 236L251 239L249 238ZM255 235H256V237H255ZM28 236L30 238H28ZM216 238H217V240H216ZM123 239L125 241H123ZM29 240H31L32 242L29 241ZM95 240H97V239H95ZM94 243H96V241ZM130 243H131V246H130ZM217 243H219V244H217ZM53 244L50 247V248H53L52 252L53 251H55V253H56V251L59 252V250L54 249V248H56V247H54V246H56V244L55 245H53ZM136 244L138 245L139 248L136 246ZM235 244H237V245H235ZM140 246H142V247H140ZM211 246H213L214 248L211 247ZM1 247L4 249L3 245L0 244V250L2 249ZM130 247H131V249L134 252L130 249ZM143 247H144V249H143ZM50 248H48V249L50 250ZM136 248H138L139 250L136 249ZM24 249H25V251L23 253ZM111 249L115 252V254H120V255H115V254L113 255V252H112ZM109 250H111V251H109ZM50 251H49L48 256L46 257L48 259L51 257L52 260H55L54 258L60 255L59 254L60 252L59 253L57 252L58 254L57 253L54 254V253L51 252L52 253L51 254ZM25 252H26V254H25ZM131 252H133L132 256H131ZM232 252L233 253L235 252V253L233 254ZM247 252H248V254H247ZM19 253H20V255H19ZM65 253H66V255L65 256L63 255V259L68 260V261L71 260L70 257L67 256L71 252L68 253L66 251ZM8 255H10V258L6 259V257H9ZM16 256H17V258H16ZM86 256L88 257V255H86ZM86 256H85V258L81 257L80 264H81V262L84 263V264H88V263L89 264H96V263H92L91 262L92 259H90V261H89V259H88L89 257L87 258ZM253 256H254V258H253ZM14 257L16 259H14ZM19 257H20V259H19ZM104 257H107V255H105ZM104 257H103L104 260L100 261L99 264H102V263L104 264V262L106 261V258H104ZM125 257L129 258V259H126ZM132 257H134V258L132 259ZM208 257H210V258H208ZM21 259H23V260H21ZM82 259H86V260L83 261ZM12 260L15 261V262H17L19 260L20 261H19V263L18 262L17 263H15V262L13 263ZM129 260L132 263H130ZM28 261H30V263H28ZM68 261H65V262L69 263L70 261L69 262ZM124 261H126V262H124ZM59 263L61 264V261ZM119 263L115 262V261L113 262V264H119Z\"/></svg>",
	"mask_w": 264,
	"mask_h": 264
}]
</instances>
